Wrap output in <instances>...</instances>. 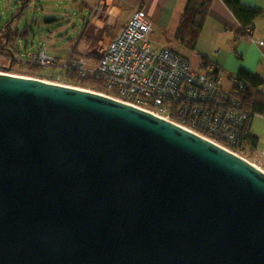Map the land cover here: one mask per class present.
I'll use <instances>...</instances> for the list:
<instances>
[{
	"label": "water",
	"instance_id": "water-1",
	"mask_svg": "<svg viewBox=\"0 0 264 264\" xmlns=\"http://www.w3.org/2000/svg\"><path fill=\"white\" fill-rule=\"evenodd\" d=\"M0 264H264V171L99 93L0 74Z\"/></svg>",
	"mask_w": 264,
	"mask_h": 264
},
{
	"label": "built area",
	"instance_id": "built-area-1",
	"mask_svg": "<svg viewBox=\"0 0 264 264\" xmlns=\"http://www.w3.org/2000/svg\"><path fill=\"white\" fill-rule=\"evenodd\" d=\"M83 20L76 42L86 29L94 28L101 35L93 59L75 55L74 46L63 58L42 47L24 53L0 52V62L25 67L31 75L5 69L0 74L79 89L84 88L72 85V80L96 79L104 88L99 94L144 110L246 160L240 137L250 113L240 100L244 84L236 75L230 77L228 88L214 66L192 65L170 49L154 47L149 16L142 8L124 9L121 0H94ZM252 42L264 46V38Z\"/></svg>",
	"mask_w": 264,
	"mask_h": 264
},
{
	"label": "crops",
	"instance_id": "crops-1",
	"mask_svg": "<svg viewBox=\"0 0 264 264\" xmlns=\"http://www.w3.org/2000/svg\"><path fill=\"white\" fill-rule=\"evenodd\" d=\"M79 1V0H73ZM188 0H121L124 9L142 8L154 26L153 46L164 47L186 57L192 65L204 62L212 65L230 87L229 79L240 72L257 76L262 82L258 90L264 95V46L256 45L252 39L264 38V0H240L241 5L261 11L253 21L250 37L240 35L241 26L232 12L222 0H212L208 15L193 51L188 50L174 39L182 13ZM19 8L21 0H14ZM90 11L94 0H88ZM11 8L12 0H0V7ZM79 11L84 7L78 6ZM85 11V12H86ZM82 14V12L80 13ZM84 14V13H83ZM82 18H85L83 15ZM3 19V17H2ZM6 23V22H5ZM1 34V33H0ZM77 42L74 41L75 55L93 59L100 33L94 29H86ZM4 37L0 35V40ZM76 39V38H75ZM72 49V48H71ZM181 51L189 52L192 62ZM92 57V58H91ZM249 130L256 136L254 147L244 146L245 159L264 171V117L255 116L249 122Z\"/></svg>",
	"mask_w": 264,
	"mask_h": 264
},
{
	"label": "rangeland",
	"instance_id": "rangeland-1",
	"mask_svg": "<svg viewBox=\"0 0 264 264\" xmlns=\"http://www.w3.org/2000/svg\"><path fill=\"white\" fill-rule=\"evenodd\" d=\"M16 6L12 0L11 8L0 7V26L12 21L10 26L14 33L13 40L3 53H8L10 49L15 53H24L42 47L53 57L63 58L69 54L83 27L82 16L87 17L88 14L85 7L78 12L81 0H30L22 10L20 5L17 9ZM181 52L192 61L189 52ZM0 66L12 74L31 75L30 70L25 67L8 66L2 62Z\"/></svg>",
	"mask_w": 264,
	"mask_h": 264
},
{
	"label": "trees",
	"instance_id": "trees-1",
	"mask_svg": "<svg viewBox=\"0 0 264 264\" xmlns=\"http://www.w3.org/2000/svg\"><path fill=\"white\" fill-rule=\"evenodd\" d=\"M30 0H21L24 6ZM212 0H188L182 13L174 39L188 50L193 51L202 31L205 19L208 15L209 6ZM225 6L232 12L241 26L240 35L244 38L250 37L253 21L260 15L261 11L256 8H248L241 5L240 0H222ZM82 7H89L88 0H81ZM3 40H0V52L6 50V46L13 40L11 31H0ZM5 33H8L6 37ZM9 51H13L10 49ZM14 52V51H13ZM3 69V67L0 66ZM6 69V68H4ZM239 82H243L244 89L240 94L243 108L250 113L246 126L243 128L240 144L244 146H255L257 138L249 130V122L254 116L264 117V95L259 92L261 80L252 74L240 72L236 75ZM72 85L89 89L96 93H103L104 88L96 79H75Z\"/></svg>",
	"mask_w": 264,
	"mask_h": 264
}]
</instances>
